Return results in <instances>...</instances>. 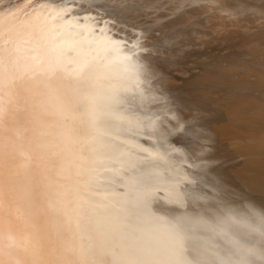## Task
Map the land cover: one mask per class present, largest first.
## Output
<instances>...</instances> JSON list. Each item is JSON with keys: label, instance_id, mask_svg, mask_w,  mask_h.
<instances>
[{"label": "bare ground", "instance_id": "obj_1", "mask_svg": "<svg viewBox=\"0 0 264 264\" xmlns=\"http://www.w3.org/2000/svg\"><path fill=\"white\" fill-rule=\"evenodd\" d=\"M255 18H264V0H0L5 181L26 179L30 190L20 204L28 225L6 205L4 259L264 264V22L257 32L232 29ZM97 21L128 31L140 50L113 43ZM223 42L249 43L251 59L223 63L217 53L222 59L182 88L210 95L226 85L227 120L219 123L214 109L182 100L169 84L183 57L216 54ZM223 140L243 160L231 162ZM15 142L31 154L20 175L19 153L7 157ZM104 163L136 183L120 205L83 192L82 178L97 182L87 165ZM26 233L29 250L13 247Z\"/></svg>", "mask_w": 264, "mask_h": 264}, {"label": "rangeland", "instance_id": "obj_2", "mask_svg": "<svg viewBox=\"0 0 264 264\" xmlns=\"http://www.w3.org/2000/svg\"><path fill=\"white\" fill-rule=\"evenodd\" d=\"M92 11V10H91ZM92 13H93V11H92ZM85 17V16H84ZM85 19H88V18H86L85 17ZM253 21L252 22H247L246 20H243L242 22H239V23H241V24H235L234 26L235 27H232V29H235V30H240V31H242V32H257L258 30H261V27H259L260 25V23L261 22H264V18H261V19H252ZM98 22V27H96L95 28V30L97 31V29L99 30V31H104L106 28H103V26L105 27L106 26V24H107V26L109 27V28H107V29H109V30H112V31H110V32H108L107 33V31H106V34H110V35H113V37L114 38H117V39H119V40H122V41H130L132 38H134V37H132L131 35H129V32L127 31V33H123L124 31H121V29L119 30V28L117 29V27H115V24H113V23H110L109 24V22H104L103 23V21H97ZM100 22H101V24H103V25H101L100 24ZM105 24V25H104ZM109 24V25H108ZM111 24H113V25H111ZM246 24V25H245ZM242 25H244V26H242ZM101 26V27H100ZM106 26V27H107ZM111 26V27H110ZM113 26V27H112ZM246 26H248V27H246ZM115 27V28H114ZM250 27V28H249ZM252 27V28H251ZM256 27V28H255ZM103 28V29H102ZM112 28V29H111ZM100 29H102V30H100ZM113 30H118L119 32H117V33H115V31L113 32ZM115 34H113V33ZM125 32H126V30H125ZM122 33H123V36H122ZM121 35V37H119V36H117V35ZM127 35H129V37L127 36ZM124 36H127V37H125V39L123 40V37ZM134 36V35H133ZM119 37V38H118ZM126 38H127V40H126ZM140 42H142V41H140ZM124 44H127V43H124ZM246 46H249V43H247L246 44ZM245 46V48L244 49H240L239 47H237L236 46V48L232 45V44H230V45H228V43H226V42H223V49L222 50H216V54L215 53H208V54H204V53H196V54H192V53H190V54H188L186 57H183L182 59H181V62H180V64L178 65V67L177 68H175V69H173V73L175 74H173V75H171L172 76V78H171V81H170V83L171 84H169L170 85V88H171V90H172V92H174L175 90H177V91H179V97L183 100V99H190V100H195V101H203V103H205L206 105H208L209 106V108H212V109H214L215 111H216V113H217V118H218V122L219 123H221V122H225L226 120H227V111H228V107H229V103L227 102V98H228V95L230 94V89L225 85V87L223 86V90H219V92H216V93H211L210 95H209V93H206V94H202V93H204V92H206L205 90L207 89V87L206 88H204V90H203V87H202V89H201V87H200V92L198 91H194L195 93H198V94H192L193 93V91H191L190 90V88H189V90L187 89V90H183L182 88H188L189 87V85H188V78H189V76L192 74V73H195V72H197L198 70H200L201 68H203V67H207V66H212L213 64H215L216 62H218V61H220L222 58L220 57V56H218L217 55V53H219V54H221V55H223V63L224 62H227V61H234V60H237L238 59V61H240V60H248V59H251V55H250V49H249V47H246ZM226 49H228V51L226 50ZM234 49V50H233ZM242 50V51H241ZM226 53H225V52ZM239 52V53H238ZM226 54V55H225ZM230 54H232V55H230ZM235 54V55H234ZM192 55H194V56H192ZM227 56V57H226ZM204 57V58H203ZM246 58V59H245ZM212 59V60H211ZM255 61H257L258 62V59L257 58H253ZM188 87H187V86ZM131 87H134V85H132ZM176 88V89H175ZM181 88V89H180ZM185 88V89H186ZM199 89V88H198ZM197 89V90H198ZM182 91H185V92H183L182 93ZM191 93H190V92ZM204 91V92H203ZM187 92V93H186ZM188 92L190 93L188 96H187V94H188ZM223 92V93H222ZM225 92V93H224ZM174 93H176V92H174ZM199 93H201V94H199ZM177 94V93H176ZM183 94V95H182ZM218 94L219 95H225V97L223 98L224 100H220V99H214V96H218ZM184 95H186V96H184ZM195 96V98H194V96ZM198 95V96H197ZM205 96V97H204ZM189 97V98H188ZM191 97V98H190ZM227 97V98H226ZM226 98V99H225ZM222 99V98H221ZM219 102H218V101ZM213 101H215V104L214 103H212ZM217 101V102H216ZM224 102V103H223ZM227 103V105H226V103ZM212 103V104H211ZM223 104V105H222ZM213 105V106H212ZM220 105H222V106H224V107H222V106H220ZM215 108H217V109H215ZM222 109H227V110H223V111H221V112H219V110H222ZM220 113V114H219ZM79 123V122H78ZM79 127H82V126H79ZM89 136V133L88 134H82V135H79V138H87ZM223 144H226L228 141H225V140H223ZM226 142V143H225ZM229 146H230V144L231 143H227ZM232 145V144H231ZM223 149L227 152V154H228V158H229V160L231 161V162H234V163H238V162H240L241 160H243V156H241V154L238 152V151H236L235 150V148L233 147V146H230V147H228L227 145H223ZM99 153V152H98ZM100 154V153H99ZM102 156H103V154H102ZM88 164H90V166L91 165H93V164H91V163H88ZM102 164V163H101ZM101 164H99V165H94V167H88L89 165H87V169L88 170H93L94 171V173H96V175H97V178H96V181L97 182H93V184H89L90 182L89 181H87L86 182V180H88V179H86V178H82L83 180H82V186H83V189H84V186H85V189H87V190H83L82 189V187H81V189L83 190V192H85V194L89 197V199H94L96 202H98L99 204H103V205H107V203H109L110 202V204H112V205H115V206H117V205H120V203H123V200H121V199H123L124 198V196L126 195H131V194H133V191L135 190V192H137L136 191V183L134 182V185H133V181H134V179L130 176V173H127L126 172V169L125 168H123L122 166H120L119 164H112L111 163V165L109 166L107 163V167H104V166H106L105 165V163L102 165L104 168V170H107V171H104L102 168H99L100 166H101ZM95 166H96V169H94L95 168ZM99 166V167H98ZM101 166V167H102ZM112 166V167H111ZM114 166H116L115 168H114ZM235 167H236V165H235ZM93 168V169H92ZM97 168H98V170H97ZM110 168V169H109ZM121 168V169H120ZM99 169H101V170H99ZM109 169V170H108ZM124 169H125V171H124ZM112 170V171H111ZM119 170H121V171H119ZM232 168L230 169V171L228 172V176H229V178L231 177H234V174H233V172H232ZM97 171V172H96ZM101 173H100V172ZM112 173H111V172ZM113 171H117L116 173L115 172H113ZM105 172V173H104ZM107 172H109L108 174H106ZM102 173L104 174V176L102 175ZM120 173V174H119ZM121 173H123L122 175H121ZM124 173H126V174H124ZM230 173V174H229ZM114 174H116V175H114ZM105 175H107V176H105ZM119 175V176H118ZM126 175H129V176H126ZM111 178H110V177ZM123 176H125V177H123ZM227 176V177H228ZM105 177V179L107 180V182H106V180L105 179H103ZM109 177V178H108ZM123 177V178H122ZM100 178V179H99ZM122 178V179H121ZM130 178V179H129ZM131 178H132V180H131ZM110 179H111V181H113V184L117 187V185H119L118 187H117V190L119 189V191L118 192H116L117 190H114V189H111V187H115L113 184H112V182H110ZM112 179H114V180H112ZM117 179V183H116V180ZM118 179H119V181H118ZM235 179V178H234ZM79 180H81V179H79ZM99 180V181H98ZM100 180H103V182L102 181H100ZM105 180V181H104ZM127 180V181H126ZM128 180H129V182H128ZM229 180H233V179H229ZM110 182V185H109V182ZM132 181V182H131ZM89 182V183H88ZM106 182V183H105ZM115 182V183H114ZM87 183V184H86ZM121 183V184H120ZM98 184V185H97ZM107 186H106V185ZM113 186H112V185ZM90 185V186H89ZM121 185H124L125 186V188L127 187V186H129L128 188H127V190L126 189H124L123 190V188H124V186H121ZM97 186V187H96ZM108 186H110V187H108ZM120 186H121V188H122V190H121V188H120ZM131 187V188H130ZM132 187H133V189L134 190H132ZM135 187V188H134ZM102 188H104V189H102ZM98 189H99V191H98ZM105 189H106V191H105ZM110 189L112 190V192L110 191ZM89 190V191H88ZM105 192H104V191ZM107 190L112 194H108L109 192H107ZM91 191V192H90ZM95 191L97 192V194H95ZM120 191L122 192V193H120ZM125 191V192H124ZM88 192H90V193H88ZM132 192V193H131ZM134 192V193H135ZM98 193H101V194H98ZM107 193V195H106V197H104L105 196V194ZM129 193V194H128ZM103 194H104V196H103ZM114 194V195H113ZM115 194H116V196H115ZM123 194V195H122ZM112 197H111V196ZM122 195V196H121ZM96 196H102L103 198H101V197H96ZM114 196V197H113ZM125 196V197H126ZM91 197V198H90ZM95 197V198H94ZM116 197H118V198H116ZM100 198V199H99ZM110 198V199H109ZM113 198V199H112ZM115 198H116V200H118L116 203H115ZM102 199V200H101ZM93 200V201H94ZM100 200L102 201V202H100ZM115 200V201H114ZM105 201L107 202V201H109V202H107V203H105ZM114 201V202H113ZM104 202V203H103ZM111 202H113V203H111ZM109 205V204H108Z\"/></svg>", "mask_w": 264, "mask_h": 264}, {"label": "snow or ice", "instance_id": "obj_3", "mask_svg": "<svg viewBox=\"0 0 264 264\" xmlns=\"http://www.w3.org/2000/svg\"><path fill=\"white\" fill-rule=\"evenodd\" d=\"M113 43L121 44L127 43L130 48L136 49L137 51L140 50V41L138 38H132L129 41H120V40H113ZM135 53L125 54L126 58H130L131 55ZM3 60H4V45L3 42L0 41V235L3 233L4 227V214L6 205H9L14 212L17 219L22 220L26 225H28L29 219L25 215L24 211L20 206L21 202L25 204L30 198V190L29 185L25 180L20 182L18 185H13L11 183L6 185L5 181V161H6V153L4 148V131H3V124H4V88H5V81L3 78ZM19 153V156L22 158L21 163L18 165V168L15 172V175H20L21 169H26L29 166V161L31 160V154L25 152L21 145H18L17 142L13 143L11 146V152L7 156L9 159L16 153ZM13 173L9 170V175L11 176ZM13 241H15V237H10ZM32 242V237L30 233H26L22 239V242L17 244L14 243L13 247H20L23 248L24 251L29 250V246ZM0 264H39L38 261H26L20 259L17 256H10L9 259H4L3 249L0 248Z\"/></svg>", "mask_w": 264, "mask_h": 264}]
</instances>
